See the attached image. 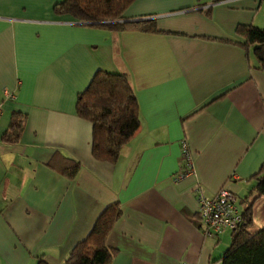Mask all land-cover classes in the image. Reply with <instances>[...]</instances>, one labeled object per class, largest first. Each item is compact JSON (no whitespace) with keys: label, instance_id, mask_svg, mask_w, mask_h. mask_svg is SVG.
Listing matches in <instances>:
<instances>
[{"label":"crops","instance_id":"1","mask_svg":"<svg viewBox=\"0 0 264 264\" xmlns=\"http://www.w3.org/2000/svg\"><path fill=\"white\" fill-rule=\"evenodd\" d=\"M57 1L0 0V264H62L115 202L112 264H220L230 234H204L193 189L225 187L240 210L253 193L264 73L235 27L264 29V1L133 0L122 20L153 19L155 33L92 27L54 13ZM97 69L125 73L137 101L139 124L114 163L92 157L91 124L74 109ZM14 112L24 120L7 143ZM181 139L195 174L175 184ZM55 151L78 162L74 178L47 166ZM251 221L250 232L264 225V195Z\"/></svg>","mask_w":264,"mask_h":264},{"label":"trees","instance_id":"2","mask_svg":"<svg viewBox=\"0 0 264 264\" xmlns=\"http://www.w3.org/2000/svg\"><path fill=\"white\" fill-rule=\"evenodd\" d=\"M133 0H59L52 6L57 15H69L76 21L108 31L160 32L153 19L122 20V13ZM264 1V0H263ZM235 33L242 41L237 44L244 50L251 48L256 68L264 73V29L240 24ZM223 41L228 42L227 39ZM75 113L91 124L90 151L94 159L114 163L123 145L133 136L138 124L137 101L125 73L97 69L84 89L77 93ZM24 115L11 114L1 138L7 143L19 140ZM47 166L65 178L76 175V160L55 151ZM264 162L252 175L253 193L240 210L241 222L230 233V242L222 252L220 264H264V225L254 232L251 227V204L264 195ZM121 211L118 202L103 208L87 235L69 250L62 264H112L116 249L107 246L105 238ZM36 264H46L38 259Z\"/></svg>","mask_w":264,"mask_h":264},{"label":"built area","instance_id":"3","mask_svg":"<svg viewBox=\"0 0 264 264\" xmlns=\"http://www.w3.org/2000/svg\"><path fill=\"white\" fill-rule=\"evenodd\" d=\"M4 99H13L15 94L12 90L3 89ZM1 112V104H0ZM181 167L172 175V182L179 183L183 179L195 174L193 153L185 139L179 141ZM196 200V216L203 225L205 235H216L222 231L229 234L236 229L241 222L240 209L233 192L225 187H220L213 195L207 196L201 185L194 186ZM181 264H189L181 262Z\"/></svg>","mask_w":264,"mask_h":264},{"label":"water","instance_id":"4","mask_svg":"<svg viewBox=\"0 0 264 264\" xmlns=\"http://www.w3.org/2000/svg\"><path fill=\"white\" fill-rule=\"evenodd\" d=\"M133 20H137V19H133ZM130 21V20H129Z\"/></svg>","mask_w":264,"mask_h":264}]
</instances>
